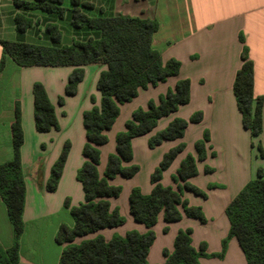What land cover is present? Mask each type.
<instances>
[{"label":"crops","instance_id":"0c3cea01","mask_svg":"<svg viewBox=\"0 0 264 264\" xmlns=\"http://www.w3.org/2000/svg\"><path fill=\"white\" fill-rule=\"evenodd\" d=\"M80 2L91 4L84 11L89 17L123 15L156 20L158 28L152 35V48L159 53L163 62L174 59L180 64L177 76L139 89L133 99L119 105L118 116L106 132L107 142L99 147V177L103 175L108 156L115 152L116 134L124 129L132 112L136 109L145 110L149 102L157 104L168 90H173L178 79L189 81L188 102L178 106L168 116L159 118L151 132L131 140V164L136 158L134 149L138 145L143 157L145 177L143 186L137 185L135 188L147 195L153 187L147 178L150 179L151 173L168 150L182 144V151L162 172L159 183L174 190L180 188L182 183L177 179L176 171L180 162L186 156H191L195 161L196 174L187 183L196 188L199 194L184 188L185 191L180 195L189 206L201 210L203 221L182 215L180 220L166 223L160 212L151 227L154 239L147 252V264H163V253L172 252L176 234L185 230H190L191 246L195 250L203 247L206 254L198 259V264H246L237 241L227 238L225 208L247 182L256 178L258 169L264 177V0ZM70 7L65 6L66 11L58 17L54 13L18 8L12 0H0V40L51 46L44 30L46 24H55L59 28V45L67 46L73 41L98 38L96 30L71 25ZM16 14L32 21L31 26L22 33L15 28ZM243 49H246L252 63L253 95L262 99L261 132L258 137H252L243 128L232 92L235 74L242 64ZM81 68L83 76L76 92L68 96L64 90L74 70L73 66L21 67L3 54L0 45V164L13 157L11 124L16 105L19 108L23 139L20 148L25 187L23 232L19 238L16 264H58L63 245L55 242L57 230L61 224L72 226L70 209L84 201L82 186L76 178L77 171L85 162L82 155L86 141L82 115L100 104L101 96L96 83L99 75L106 71V65L87 64ZM34 83L43 87L53 107L57 129L46 132L35 129L32 97ZM59 98H62L61 104H58ZM197 112L201 115L200 120L190 122V118ZM175 118L187 122L182 137L164 140L150 148L148 139ZM205 132L207 140L203 141ZM198 141L204 144V157L201 160L197 158L194 149ZM66 143L68 151L57 186L54 191H47L46 182L51 167ZM169 173L175 174L173 185L165 180ZM118 176L109 183L114 186L120 184L122 180ZM117 199L118 196L108 199V203L110 209H117L123 218L122 225L105 228L98 233L106 241L114 235L124 236L129 231L145 233L147 229L134 222L129 214L128 197L127 204L124 202L123 206L122 203V207L117 206ZM224 240L227 241L222 248ZM13 241L12 225L0 199V248H11Z\"/></svg>","mask_w":264,"mask_h":264},{"label":"trees","instance_id":"16d2710c","mask_svg":"<svg viewBox=\"0 0 264 264\" xmlns=\"http://www.w3.org/2000/svg\"><path fill=\"white\" fill-rule=\"evenodd\" d=\"M12 2L18 8L54 13L59 17L66 11L60 6V0ZM90 7L91 4L87 2L72 0L68 9L70 23L75 28L85 27L98 31V38L73 41L67 46L59 45V28L55 24H46L45 32L51 46L3 40H0V45L3 54L21 67L73 66L74 70L69 75L64 90L68 96L76 92L83 76V65H106V71L99 75L96 83L101 96L100 104L82 115L86 140L82 155L85 162L77 171L76 178L82 186L84 201L70 209L72 226L61 224L57 230L55 242L63 245L58 264H147V252L154 239L151 227L156 223L160 212L166 223L178 221L182 215L203 221L201 210L182 200L179 187L174 190L159 183L162 172L182 151L183 145L178 144L163 155L158 167L150 175L153 187L149 194L143 195L137 188L129 192V214L134 222L147 229L143 234L129 231L124 236L114 235L106 241L98 233L123 223L117 209H110L108 203V199L119 195L120 188L111 185L109 181L117 175L129 179L137 172V167L131 164V140L151 132L159 118L168 116L176 111L178 106L188 102L189 81L178 79L173 90H168L157 104L149 102L145 110L136 109L132 112L131 118L124 124V129L116 134L115 153L108 156L103 177H99V147L107 142L106 132L118 116L119 105L133 99L139 89L177 76L180 64L174 59L163 62L159 53L152 48V35L158 28L156 20L123 15L89 17L84 11ZM14 23L16 30L22 33L31 26L32 21L16 14ZM241 61L242 64L233 80L232 92L243 128L247 129L252 137H258L261 132L262 99L253 95L252 63L247 57L246 49L242 50ZM32 97L35 129L38 132L57 129L53 107L40 84H33ZM61 103L62 98H59L58 104ZM200 118L201 115L197 112L189 121L196 123ZM186 126V121L173 119L163 130L148 139V146L153 148L164 140L181 138ZM206 140L205 132L203 141ZM22 141L19 108L16 105L11 124L13 157L10 161L0 164V199L12 225L14 241L11 248H0V264H16L18 260L25 194L20 163ZM203 141L194 144L197 158L200 160L204 157ZM257 148L260 150L259 145ZM67 151L66 143L51 167L46 182L47 191L55 190ZM195 174V161L191 156H186L176 171L177 179L183 188L199 194L196 188L187 183ZM225 216L228 220L227 238L237 241L246 264H264V177L261 170L258 169L256 178L247 182L229 202L225 208ZM90 235L93 236L88 237ZM224 246L225 240L222 242V248ZM163 255V264H198V259L206 256L203 247L195 250L191 246L190 230L179 231L174 238L172 252H164Z\"/></svg>","mask_w":264,"mask_h":264},{"label":"rangeland","instance_id":"374dc122","mask_svg":"<svg viewBox=\"0 0 264 264\" xmlns=\"http://www.w3.org/2000/svg\"><path fill=\"white\" fill-rule=\"evenodd\" d=\"M71 2H72V0H60V6L62 8H65V6H69V5L71 6ZM44 30H45V27H44ZM134 150H135L136 158L133 160V164H134V166L137 167V173L132 178L127 179V180L122 179L119 176L117 177V178H120L122 180V182L120 184H116L120 188L118 199L116 200V204L118 207H122V203H123V206L125 204H127V197H128V194H129L131 189L135 188V186H137V185L143 186L142 183H143V180L145 177V170H144V166H143V157L141 155V150H140L138 145L135 147ZM174 175L175 174L169 173L165 177V180L168 181L170 183V185H173V183H174L173 182ZM102 177H103V175H102ZM149 180L150 179L147 178V182H149ZM183 191H185L184 188L182 186H180V193L182 194ZM110 199H112V198H110ZM124 202H125V204H124ZM226 241L227 240H225V242ZM79 242H77V243H79Z\"/></svg>","mask_w":264,"mask_h":264}]
</instances>
